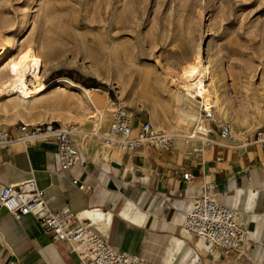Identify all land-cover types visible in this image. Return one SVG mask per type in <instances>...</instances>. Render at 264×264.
Returning a JSON list of instances; mask_svg holds the SVG:
<instances>
[{
	"label": "rangeland",
	"instance_id": "obj_1",
	"mask_svg": "<svg viewBox=\"0 0 264 264\" xmlns=\"http://www.w3.org/2000/svg\"><path fill=\"white\" fill-rule=\"evenodd\" d=\"M6 42L12 48L0 70L33 48L49 64L44 83L98 89L90 96L103 120L80 103V90L65 86L17 106L14 95H0L2 128L58 122L90 135L107 125L113 103L182 137L196 126L182 117L191 112L205 132L229 124L247 134L264 125V0H0V52ZM197 53L217 98L210 121L200 100L195 108L180 100L178 74Z\"/></svg>",
	"mask_w": 264,
	"mask_h": 264
},
{
	"label": "crops",
	"instance_id": "obj_2",
	"mask_svg": "<svg viewBox=\"0 0 264 264\" xmlns=\"http://www.w3.org/2000/svg\"><path fill=\"white\" fill-rule=\"evenodd\" d=\"M101 130L108 131V123ZM84 133L71 135L80 160L69 170L61 169L54 141L17 142L0 151V187L33 176L52 209L94 218L110 247L136 253L147 264H264V146L241 147L211 127L206 138L214 144L200 152L201 142L184 136L168 151L123 153ZM185 172L189 182L182 179ZM204 183H212L220 203L240 211L245 237L238 250L209 256L204 241L182 227ZM10 261L83 264L66 241L46 235L34 215L15 219L0 207V264Z\"/></svg>",
	"mask_w": 264,
	"mask_h": 264
},
{
	"label": "built area",
	"instance_id": "obj_3",
	"mask_svg": "<svg viewBox=\"0 0 264 264\" xmlns=\"http://www.w3.org/2000/svg\"><path fill=\"white\" fill-rule=\"evenodd\" d=\"M202 114L204 119H212L211 112L204 106ZM215 128L221 138L239 142L241 147L264 146V125L247 134L234 132L229 124H217ZM11 130L19 135L14 136L0 126V151L17 142L28 145L38 141H54L61 169L69 170L79 163V151L71 141L73 131L58 122L20 123L12 126ZM209 131H198V136L185 140H199L200 152L204 146L214 144L206 138ZM93 136L100 139L103 146L117 148L123 153H132L143 148L168 151L178 139L175 134L155 129L148 117L134 118L120 103H113L107 134L102 135L94 131ZM182 179L189 182L191 175L185 172ZM73 182H77V179L73 178ZM212 187V183L202 185L201 193L194 197L182 220L184 229L193 233L196 239L204 241L209 256L217 250H238L245 237L240 223V211L220 203L212 192ZM0 207L15 219H21L27 214L34 215L44 227L45 234L53 241H66L83 264H147L146 260L136 253L110 247L94 229L95 219H79L67 208L52 209L44 196V190L39 187L33 176L20 183L2 185ZM9 264H14V261Z\"/></svg>",
	"mask_w": 264,
	"mask_h": 264
},
{
	"label": "bare ground",
	"instance_id": "obj_4",
	"mask_svg": "<svg viewBox=\"0 0 264 264\" xmlns=\"http://www.w3.org/2000/svg\"><path fill=\"white\" fill-rule=\"evenodd\" d=\"M10 48L12 47L10 44H8V47L4 48V50L0 52V61H3L6 55L10 53ZM48 65V63H39L37 54L34 49L27 47V49L19 53L18 56L13 61H11L4 70H0V95L6 93L14 95L15 99L17 100L15 106H17V104H28L29 102L37 98H44L53 89L57 87L63 88L66 86V88L69 89L80 90V92L83 93V95L80 92L78 93L81 98L80 103L84 106L86 103H88L87 105H90L92 110L94 109L95 103L93 98L90 96V92L79 87L72 81L67 79H58L53 80L49 83H44L43 70ZM210 77V67L201 58L199 53L194 54L191 62L184 68H182L178 74V80L180 82L179 92L181 102L191 106L192 108H195L196 100H200L199 104H202V106L208 109L213 116L212 109L214 108L217 102V98L215 97L216 95H214L211 91ZM110 111H112V107ZM96 112H98L97 109ZM99 112L98 124L100 125L102 123L103 117L102 114H100ZM182 117L188 123H194V125H196L191 128L189 132L190 135L186 136V138H195L196 136H198V131H206L203 128V122L199 119L196 112L188 113ZM88 120L93 121L94 117L90 116L88 117ZM96 131L102 135L107 134V132L101 133L99 129H97ZM78 132L79 131H73L72 134L77 135ZM93 132L90 133V136L95 138V136H93ZM175 135H177L178 138L182 137L178 134Z\"/></svg>",
	"mask_w": 264,
	"mask_h": 264
}]
</instances>
